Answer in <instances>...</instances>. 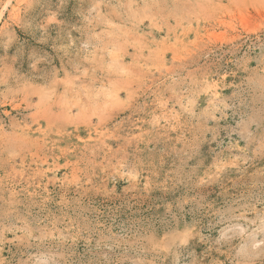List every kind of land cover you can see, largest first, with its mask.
<instances>
[{"label":"rangeland","instance_id":"374dc122","mask_svg":"<svg viewBox=\"0 0 264 264\" xmlns=\"http://www.w3.org/2000/svg\"><path fill=\"white\" fill-rule=\"evenodd\" d=\"M0 264H264V0H0Z\"/></svg>","mask_w":264,"mask_h":264}]
</instances>
